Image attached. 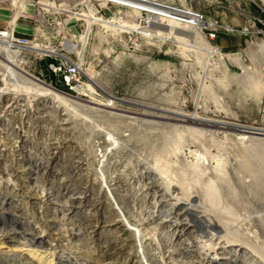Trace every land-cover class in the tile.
<instances>
[{
  "label": "rangeland",
  "instance_id": "rangeland-1",
  "mask_svg": "<svg viewBox=\"0 0 264 264\" xmlns=\"http://www.w3.org/2000/svg\"><path fill=\"white\" fill-rule=\"evenodd\" d=\"M56 1L67 8L76 2ZM250 1L168 0L187 3L212 19L234 6L246 8ZM2 3L12 16L11 5ZM25 7L29 16L19 21L34 28L36 6ZM164 28L174 33L172 38L133 47L128 39L106 45L96 27L84 56L91 90L71 106L35 94L20 74L8 76L7 91L0 82V264H34L28 250L39 247L35 234L50 239L39 248L56 263L101 264L111 253L121 264L139 253V264H189L196 252L207 253L211 261L204 264H225L224 257L230 264L264 263V135L249 132L264 130V89L258 90V84L246 89L236 63L226 59L224 66H214L209 55L188 51L177 40L178 29ZM205 38L224 52L241 51L246 63L260 68L264 82V52L252 60L242 43L219 46L217 38ZM25 56L32 66L24 58L17 66L50 85L46 60ZM3 59L0 50V68ZM57 87L68 91L60 83ZM111 100L114 107L106 106ZM170 183L181 188L180 196L220 219L224 237L219 245L225 248L217 257L210 249L215 229L199 222L194 212L186 215L195 225L192 235L177 239L179 220L172 218V202L160 192ZM86 193L87 201L73 202ZM102 217L129 224L131 240L118 241L115 230L94 237L92 227ZM17 229L23 237L13 233L20 237L11 245L7 233ZM118 243L122 253L115 250Z\"/></svg>",
  "mask_w": 264,
  "mask_h": 264
},
{
  "label": "built area",
  "instance_id": "built-area-1",
  "mask_svg": "<svg viewBox=\"0 0 264 264\" xmlns=\"http://www.w3.org/2000/svg\"><path fill=\"white\" fill-rule=\"evenodd\" d=\"M2 2L11 5L14 16L15 0H2ZM25 2L26 6L30 4L36 6V12L33 14L34 32L29 36L18 35L13 27L10 35L11 47L19 51L30 66H32L31 57L26 58L25 54L34 56L40 61L46 60L47 73L51 78L50 85L81 99L89 96L88 92H90L84 56L96 27L101 28L105 44L112 46L113 43H123L127 39L133 43V47H138L143 40L151 45H157L156 41L162 44L169 39L164 28L170 16L166 11L170 3L168 0H76L73 8H67L65 2L56 0L42 1L47 5L40 4L41 0H25ZM253 2L256 3L255 0ZM180 7L184 12L176 16V19L182 24L200 29L210 39L217 38L221 30L228 33L249 31L248 28L239 30L224 25L216 19L207 18L203 11L186 3L181 4ZM129 14L136 21L138 20L141 29L128 24L122 25L125 16L129 17ZM21 16H29L27 9L21 11L18 21ZM9 30H11L10 23L9 27L0 29V33ZM263 34V29L258 30L259 38H262ZM85 37L87 43L81 53ZM218 48L221 50L220 47ZM59 83L68 91L58 88ZM114 104V100L107 103L109 107ZM240 127L245 131L250 128L259 130L255 126L240 125Z\"/></svg>",
  "mask_w": 264,
  "mask_h": 264
},
{
  "label": "bare ground",
  "instance_id": "bare-ground-1",
  "mask_svg": "<svg viewBox=\"0 0 264 264\" xmlns=\"http://www.w3.org/2000/svg\"><path fill=\"white\" fill-rule=\"evenodd\" d=\"M18 0H15V4H16V13L14 14V16H11V21H10V26H11V30L9 31H5L3 33H0V50L3 51L4 53V59L2 65L3 67L0 68V82H3L4 85L2 86L1 89H4L7 91L8 86L7 83L5 82V80H8V76L10 75L15 76L16 74H20L22 75L26 80H28V85L29 88L32 89L33 91L35 90V94L39 95V96H43L44 98H47L49 100H52L54 102H58V103H63L66 106L68 105H72L75 102H77V97H72L71 95L64 93L62 91H59L57 89H55L54 87H51L48 84H45L44 82H42V80L40 81L38 78L30 76L27 74V72H25L22 68H20L19 66H17V61L19 59H22L23 56L20 54L19 51L14 50L11 47V43H10V35H11V31L13 27H16L18 24V17L19 14L21 13V11L25 8L26 9V2L25 0H21L19 3L17 2ZM40 4L42 5H47L45 2H40ZM187 4V3H186ZM29 6V5H27ZM166 11L169 13V19H168V24L164 25V27L169 26L171 27V29H178V33H180V36H177V40L182 42L183 46H185L186 49L191 50H196V51H202L203 53H205L206 55L210 56V61H212V65L214 66H218V67H222L224 66V63L226 62V59H228L230 62L236 63L242 70L241 73V81L242 84L246 87V89L249 90H254L257 87V84L259 85L258 90L261 89V91L264 89V82H261V75L259 73V69L257 68L254 64V66L256 67L255 69L249 65L248 63H246L242 57V52L241 51H237V52H224L222 50H219V48L215 45L210 44L209 42H207L206 38H205V34L200 30V29H196L193 27H190L188 25L182 24L179 20L176 19V16L182 15L183 14V8L180 6H176L174 4L168 3L167 9ZM131 15V14H129ZM128 15V16H129ZM15 21V23H14ZM138 21V20H137ZM133 17L132 18H126L123 22V26H125L126 24H128L131 27L134 28H142L139 26L138 22H137ZM99 22L104 23L102 21L99 20ZM109 24V23H106ZM163 26V25H161ZM172 33L171 31L168 33V37L172 38ZM180 39V40H179ZM87 43V38L85 37L84 41H83V45L85 46V44ZM83 48V46H82ZM81 53H83V49H81ZM263 53V52H262ZM254 58V57H253ZM27 63H29L26 60ZM91 88V87H90ZM89 88V89H90ZM11 90V89H10ZM13 90V89H12ZM11 90V91H12ZM91 90V89H90ZM105 90V89H104ZM257 90V91H258ZM3 92V91H2ZM0 92V93H2ZM5 92V91H4ZM10 92V91H9ZM7 93V92H5ZM4 95V94H3ZM8 95V94H7ZM31 95V94H30ZM12 96V95H11ZM92 103H96L93 102V100H89ZM144 103V102H143ZM106 106L107 103H106ZM109 107V106H108ZM114 107V106H113ZM162 108V107H161ZM155 110V109H154ZM158 112V111H157ZM175 116V115H174ZM183 116V115H182ZM177 117V116H176ZM194 118H197V116L194 115ZM76 119V118H75ZM184 119V118H183ZM1 122V121H0ZM61 122V121H60ZM59 128V127H58ZM61 129V128H60ZM248 131V130H246ZM249 132H253V133H259V134H263L264 135V130L263 132L260 131H249ZM22 133V132H21ZM129 134V133H128ZM122 136V135H121ZM125 136V135H124ZM112 137V136H111ZM107 140V139H106ZM117 140V139H116ZM110 141V140H109ZM107 142V141H106ZM60 143V142H59ZM103 144V143H102ZM61 145V144H60ZM111 145V144H110ZM113 145V144H112ZM53 146V145H52ZM56 148H59L58 146ZM51 149V148H50ZM18 151V150H17ZM58 151V150H57ZM19 152V151H18ZM57 153V152H56ZM23 155V154H22ZM49 155V154H48ZM1 157V156H0ZM22 157V156H21ZM19 160V159H18ZM6 161V160H5ZM31 162V161H30ZM73 163V162H72ZM78 164V163H76ZM102 165V164H101ZM65 167V166H64ZM20 168V167H19ZM22 169V168H21ZM34 169V168H33ZM48 170H50L49 168H47ZM25 170V169H24ZM254 170V169H253ZM20 171V170H19ZM56 171V170H55ZM4 172V171H3ZM9 172V170H8ZM74 173V172H73ZM18 174V173H17ZM40 174V173H39ZM65 174V173H64ZM79 174V173H78ZM34 175V174H33ZM92 175V173H91ZM19 176V175H18ZM27 176V175H26ZM50 176V175H49ZM79 177V176H78ZM15 178V177H14ZM24 178V177H23ZM50 178V177H49ZM66 178V177H65ZM38 179V178H37ZM106 180V179H105ZM120 180V179H119ZM99 181V180H98ZM157 181V180H156ZM17 182V181H16ZM39 182V181H38ZM55 183V182H54ZM95 183V182H94ZM27 184V183H26ZM75 184V183H74ZM156 184V182H155ZM113 185V184H112ZM161 185V184H160ZM3 187V186H2ZM30 189V188H29ZM101 189V188H100ZM181 189V188H179ZM178 186L177 185H173L172 183L167 185V189L164 191H161V195L164 197H167L169 201L172 202L173 205V217L175 218L177 221L179 220V222L175 223V230L177 232V239L178 240H183V237H185L186 235H188V237H190L192 235V231L193 228L195 227L194 224L190 223V220H187L186 215H188L189 212H194L196 218L198 219L199 222L205 223L206 225H209L210 227H212L213 229H215V233L212 235L214 238V236H216L214 239V241H212L210 249H212L214 256L217 257V255H219V251L218 249L220 248H225L224 244L223 246L219 245L221 239L224 237L223 234H221V232L223 231L221 228H219V226L221 227L220 224V219H218L216 216L212 215L210 212H208V210L205 208L202 209V206H195L194 204H192L193 202H191L193 199L192 198H183L182 196H180ZM156 190H158L156 188ZM169 190V191H168ZM183 190V189H182ZM63 191V190H62ZM111 191V190H110ZM159 191V190H158ZM2 192V191H1ZM4 192V191H3ZM22 193V192H21ZM84 193V192H83ZM34 194V193H33ZM41 195V194H40ZM33 196V195H32ZM38 196V195H37ZM88 195L86 194H82V195H76L73 197V202L77 203L78 205H80L81 203L87 201ZM45 199V198H44ZM52 199V198H51ZM200 200V199H199ZM51 201V200H50ZM96 201V200H95ZM44 202V201H43ZM60 202V201H59ZM72 202V203H73ZM97 202V201H96ZM197 202V201H196ZM91 203V202H90ZM53 204V203H52ZM95 204V203H94ZM200 204V203H199ZM84 206V205H83ZM87 206V205H86ZM107 206V205H106ZM3 207V206H2ZM78 206H75L74 208L76 209ZM39 208V207H38ZM22 209V208H21ZM106 209V208H105ZM78 210V208H77ZM108 211V210H107ZM210 211V210H209ZM36 212V211H35ZM111 212V211H110ZM193 214V213H192ZM42 215V214H41ZM57 215V214H56ZM77 216V215H76ZM194 216V215H193ZM13 217V216H12ZM15 217V216H14ZM54 217V216H52ZM123 217V216H122ZM65 218V217H64ZM71 218V217H70ZM78 218V217H77ZM80 218V217H79ZM18 219V218H17ZM84 219V218H83ZM82 219V220H83ZM20 220V219H19ZM45 220V219H44ZM61 220V219H60ZM17 222V221H16ZM35 223V222H34ZM12 224V223H11ZM132 225V224H131ZM43 226V225H42ZM70 226V225H69ZM24 228V226H23ZM89 228V227H88ZM92 231L91 233L94 234V237H99L102 234H104L105 232H111V231H117V233L119 234V236L117 237L118 241H125L128 240L130 238V236L133 234L132 233V228L130 227L129 224H126L125 221H123L120 218H113L110 220L105 219V217L100 218L96 221V223L93 225L92 227ZM30 229V228H29ZM56 229V228H55ZM16 230V227H15ZM19 229H17L18 231ZM90 230V229H89ZM13 231V230H12ZM11 231V232H12ZM21 231V230H20ZM136 231V230H135ZM138 231V230H137ZM28 232V231H26ZM23 233V234H26ZM41 232V231H40ZM104 232V233H103ZM13 233H19L22 236V231L21 232H16L13 231L12 233H7V239L9 243L14 242V238L16 237L15 235L12 236ZM42 233V232H41ZM48 233V232H47ZM17 234V235H19ZM111 234V233H110ZM61 235V234H60ZM68 235V234H67ZM138 235V234H137ZM140 235V234H139ZM2 236V234H1ZM28 236V235H26ZM31 236V235H30ZM103 236V235H102ZM136 236V235H135ZM20 237V236H19ZM19 237L17 236L16 238L19 239ZM23 237V236H22ZM21 237V239H22ZM132 237V236H131ZM134 237V236H133ZM144 237V236H143ZM33 240L36 241L38 243L39 247H44L46 245H49L48 240L43 236V235H38L35 234L33 237ZM31 238V239H32ZM62 238V237H61ZM79 238V237H78ZM100 238V237H99ZM188 239V238H187ZM186 239V240H187ZM26 240V237H25ZM113 240V239H112ZM131 240V238H130ZM128 240V241H130ZM215 240H217V245H215ZM226 240V244H228V246H233V245H229L230 239ZM17 241V240H16ZM28 241V240H27ZM141 241V240H140ZM148 241V240H147ZM146 241V242H147ZM150 241V240H149ZM21 242V241H20ZM35 242V243H36ZM111 242V241H110ZM195 242V240H194ZM15 243V242H14ZM19 243V242H18ZM33 243V241H32ZM22 244V242H21ZM28 244V243H27ZM25 244V246L27 245ZM63 244V243H61ZM107 244V243H106ZM128 244V243H127ZM232 244V243H231ZM239 244V243H238ZM241 244V243H240ZM2 245V244H0ZM10 245V244H9ZM29 245V244H28ZM197 245V244H196ZM237 245V243H236ZM24 246V247H25ZM32 246V245H31ZM30 246L31 249L28 250V253H30V258L32 260V263L34 264H83V263H78L76 260L72 261L70 259H61L60 261H58V263L54 262V259H49L47 258V256H45V252L46 250H40L41 248H32ZM63 246V245H62ZM14 247L11 246V248ZM17 247V246H16ZM195 247V246H194ZM45 248V247H44ZM61 248V247H60ZM237 248V247H236ZM9 249V248H8ZM55 249V248H54ZM115 250L122 253L123 247L121 245L116 244L115 246ZM240 250H244V252H247V249L245 248L244 244L240 245ZM56 251V250H55ZM200 251V250H199ZM237 251V249H233L231 248V253H235ZM51 252V251H50ZM60 252V251H59ZM136 252V251H135ZM171 252V251H170ZM77 253V252H76ZM49 254V253H48ZM222 254H230L228 252H226V250H224L222 252ZM249 254V252H248ZM244 256V255H243ZM77 257V256H76ZM139 253L137 254H133L130 255L129 258H127V260L124 263L121 264H139ZM171 257V256H170ZM240 257V256H239ZM64 258V257H63ZM114 258V254H107L103 257L101 264H119L117 263V261H113ZM207 258H209V256H207V253H202V252H196V254L194 255V259L191 260L189 262V264H197L198 262H201V264H204V262L206 261H211V259L206 260ZM227 261V263L225 264H230V262H233L230 260V257L228 259V257H224ZM20 260V259H19ZM79 260V259H78ZM206 260V261H205ZM233 260V259H232ZM256 260V259H255ZM22 261V260H21ZM223 261V260H222ZM252 261V260H251ZM259 262V261H258ZM24 263V262H23ZM188 263V262H187ZM211 263V262H210ZM85 264V263H84ZM234 264V263H233ZM257 264V263H256ZM259 264H264L260 261Z\"/></svg>",
  "mask_w": 264,
  "mask_h": 264
},
{
  "label": "crops",
  "instance_id": "crops-1",
  "mask_svg": "<svg viewBox=\"0 0 264 264\" xmlns=\"http://www.w3.org/2000/svg\"><path fill=\"white\" fill-rule=\"evenodd\" d=\"M249 6L246 8L231 7L228 14H225L220 18H213L218 20L224 25L235 27L239 30L248 28V32L242 33L241 31L228 33L225 31H219L216 43L219 46H228L237 48L243 45V51L252 60L258 59V52H264V34L262 38H259L258 30H264V0L249 2ZM254 7V8H252ZM11 21V10L7 4L2 3L0 0V29L9 27ZM15 27V32L18 35L28 36L33 32V25L30 22H20ZM7 26V27H6ZM254 57V58H253Z\"/></svg>",
  "mask_w": 264,
  "mask_h": 264
}]
</instances>
